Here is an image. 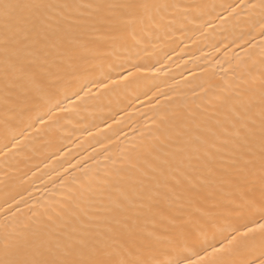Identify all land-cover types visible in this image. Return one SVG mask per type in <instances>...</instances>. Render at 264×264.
Wrapping results in <instances>:
<instances>
[{
  "label": "snow or ice",
  "instance_id": "snow-or-ice-1",
  "mask_svg": "<svg viewBox=\"0 0 264 264\" xmlns=\"http://www.w3.org/2000/svg\"><path fill=\"white\" fill-rule=\"evenodd\" d=\"M200 7L0 0V126L54 100L48 112L65 111L56 97L70 80L78 98L89 85L106 87L92 78L96 69L109 82L115 73L138 83L130 77L152 71L141 52L167 35L179 10L187 18ZM228 9L249 26L238 77L202 85L207 99L195 106L166 97L137 135L125 134L115 152L105 147L103 166L58 175L27 212L5 199L0 264H264V0Z\"/></svg>",
  "mask_w": 264,
  "mask_h": 264
},
{
  "label": "bare ground",
  "instance_id": "bare-ground-1",
  "mask_svg": "<svg viewBox=\"0 0 264 264\" xmlns=\"http://www.w3.org/2000/svg\"><path fill=\"white\" fill-rule=\"evenodd\" d=\"M176 2L202 7L187 18L183 9L179 10L167 35L162 30L156 46L149 45L147 54L141 52L139 62L152 71L130 77L138 83L120 81L115 73L111 76L113 82H109L107 71L96 69L92 78L103 81L106 87L89 85L91 92L85 89L78 98L74 93L79 88L70 80L56 97L65 111L48 112L54 100L25 113L11 127L0 126V204L15 197L27 212V204L53 190L51 181L58 175L67 176L73 171L79 175L85 164L103 166L109 154L105 147L115 152L112 146L124 142L125 134L128 138L137 135L138 131L133 130L147 122L154 107L165 106L166 97L195 106L207 99L202 85L233 82L238 77V66L247 58L249 26L245 23L247 17L230 15L231 9L225 10L237 0ZM112 59L116 64L121 62L117 57ZM41 115L44 124L37 119ZM70 165L77 167L73 170Z\"/></svg>",
  "mask_w": 264,
  "mask_h": 264
}]
</instances>
